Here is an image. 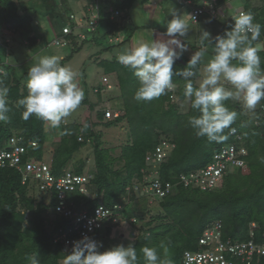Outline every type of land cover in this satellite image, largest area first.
<instances>
[{"label": "trees", "instance_id": "1", "mask_svg": "<svg viewBox=\"0 0 264 264\" xmlns=\"http://www.w3.org/2000/svg\"><path fill=\"white\" fill-rule=\"evenodd\" d=\"M35 1L0 0V29H21L22 34H31L38 13L44 14L53 22V17L63 16L62 5L67 2V0H40L39 3ZM134 1L117 0L113 4L125 10ZM245 1L246 13H251L253 22L261 25V34L256 40L261 41L264 38L262 11L264 0ZM121 16L112 20L107 12L102 13V23L104 20L108 26L109 36L125 29L126 24L125 22L122 24ZM30 38L32 40L34 36ZM81 39L73 40L72 53L69 57L79 52L85 42L90 41L88 37ZM125 41L126 39L117 43ZM107 48L109 47L106 46L105 49ZM2 50L8 52L5 45H0V85L9 89L7 101L10 111L7 113V119L0 121V145L13 134L22 135L25 144L36 141L38 142L35 148L36 158H46L45 154L50 153L53 156V170L59 174L86 141L82 139L79 141L76 135L70 134L71 128H74L73 124L61 123L58 131L62 134L60 144L55 149L47 150L46 144L49 139L46 136L50 130L49 126L35 115L27 120L23 119L24 108L18 106V101L28 94L27 81H24L27 72L23 76H18L9 64L3 63ZM261 54V68L264 69V51ZM100 64L107 66L108 73H116L122 98L116 104V108H113L121 110L122 114L115 119H108V122L116 124L127 119L133 140L122 148L121 159L124 163L120 168L114 166L119 158L114 157L111 149L97 141L96 167L91 170L94 175L91 190L96 193L97 199H91L78 192L73 194V198L77 202L83 201L90 208L98 204L101 196L107 204L121 201L124 197L128 199L121 220L116 223L110 221L106 231L112 233L113 229L125 223L130 224L133 230L138 229V233L133 236L138 264H145L140 251L144 246L156 248L160 257L164 258L161 244L168 248L167 259L170 264H181L182 252L186 249H197L204 229L216 220L223 223L224 238L235 240L249 239L251 223L256 222L257 239H260L264 231V117L262 121L255 117L250 122L236 117L230 128L224 130L226 139L221 142H209L207 137H197L188 124L189 117L199 113L191 108L190 101L184 96L187 81L175 75L178 70L184 69L187 63L183 64L176 60L173 65V83L176 85L174 91L145 102H137L134 99L139 81L131 70L118 62L117 58L102 59ZM194 71L196 76L191 78V82L194 87H198L199 72L197 69ZM103 87L104 85L97 91L101 97ZM83 103L91 102L85 97ZM225 104L230 109L231 104L228 105V101H225ZM261 104H264V100H261ZM105 110L99 113L101 118H105ZM259 116L264 115L259 113ZM232 128H237L246 139L249 151L248 169L233 170L226 176L222 185L213 189L178 184L177 177L182 172L207 165L217 148L232 141L230 134ZM86 133L87 135L89 133L90 137L94 136V131L90 127ZM161 134L172 138L175 147L170 157L158 165V172L162 179L171 180L175 185L169 195L156 199L158 212L149 220H145L146 214L151 212L145 203L149 195L137 196L127 188L136 179H142L141 169L145 166L146 155L154 150ZM84 167L85 164L81 163L73 170L82 173ZM32 190L33 185L30 187L23 184L21 174L15 168L0 169V264H30L28 257L33 255L37 256L40 264H62L65 254L61 245L54 242L53 233L56 226H64L67 221L59 218L49 227L46 223L49 207L43 198L42 201L36 202ZM132 218L136 220L133 221ZM259 264H264V258Z\"/></svg>", "mask_w": 264, "mask_h": 264}, {"label": "clouds", "instance_id": "2", "mask_svg": "<svg viewBox=\"0 0 264 264\" xmlns=\"http://www.w3.org/2000/svg\"><path fill=\"white\" fill-rule=\"evenodd\" d=\"M233 23L222 35L210 39L211 33L202 30L199 43L201 48L195 51L187 66L175 75L187 81L184 96L190 101L191 108L199 115L190 116L188 124L197 137H207L209 142H221L226 139L224 130L230 128L237 113L230 110L225 101H237L244 109L255 110L264 100V69L258 48L253 42L261 34V25L254 23L251 13L240 12L231 16ZM189 24L183 14L177 11L166 23L167 39H153L151 42H139L126 49L117 57L118 62L132 71L139 86L134 94L137 102L152 101L174 91L173 65L180 59L188 46L182 42L186 37ZM206 44L214 45V55L203 67V77L198 87H194L191 78L196 76L197 65L204 59ZM56 56H39L27 73V96L18 101L22 106V118L32 115L52 128H59L64 118L71 115L81 104L83 92L78 87L77 73L70 67L62 66ZM237 61L233 63L232 61ZM230 85L226 88L224 85ZM9 89L0 85V121L7 119L10 111L7 96ZM88 124H83L81 132ZM102 242L83 235L73 242L72 252L63 259V264H138L136 247L123 244L104 251ZM164 251L161 258L157 249L144 246L140 249L145 264H170L168 248L160 245ZM30 264H40L36 255L28 257Z\"/></svg>", "mask_w": 264, "mask_h": 264}, {"label": "built area", "instance_id": "3", "mask_svg": "<svg viewBox=\"0 0 264 264\" xmlns=\"http://www.w3.org/2000/svg\"><path fill=\"white\" fill-rule=\"evenodd\" d=\"M100 0H94V6H88V17L78 15L75 12L69 14V18L74 22V27L66 24L62 27L60 34L56 33L52 41L55 45H67L65 37H68L76 28L88 29L95 32L102 23V12L99 5ZM179 3L191 7L192 20L199 21L203 15H211L222 23H227V19H232V15L240 12L246 13L245 9H240L232 15L219 12L218 3L220 0H176ZM226 11V10H225ZM110 19L115 20L122 15V10L114 4L108 5L106 11ZM234 21H232L233 23ZM35 25H40V20L35 19ZM0 45L7 48L13 41L12 36L1 32ZM80 38L85 39L88 34L85 30L78 32ZM118 40V36L110 37V41ZM109 75L102 77V92L113 89L115 84L109 81ZM96 91H99L96 88ZM260 113L264 115V104L260 106ZM122 114L121 110L106 109L105 118L115 119ZM67 124V119L61 122ZM232 141L217 148L210 162L200 168L182 172L178 177V184L185 187H201L202 189H213L222 185L226 176L235 169L247 170L248 147L244 135L237 129L230 130ZM80 139H83L80 137ZM38 142L31 141L24 143V137L19 134L11 135L8 140L0 145V169L15 168L22 177V183L33 185L35 191H41L48 213L57 218H64L67 226H59L54 230V242L59 243L62 252L71 254L73 242L88 235L98 242H101L103 231L110 221L113 223L121 220L125 202L121 201L107 204L101 196L98 204L93 208L88 207L84 202H77L73 198L75 192L97 199L96 193L91 190V183L94 175L92 172L76 173L73 169L65 168L57 174L53 170L52 160L48 158L37 159L35 148ZM175 147L174 142L168 136L160 138L154 150L146 155L145 166L141 169L142 179L136 180L127 189L136 194H148L153 198H163L169 195L174 187V182L164 180L158 172V165L166 161ZM157 166V167H156ZM53 202L54 205H53ZM135 221V218H132ZM257 223L252 222L250 226V237L247 240H235L224 238L223 223L216 220L209 224L199 238L197 249H186L181 254V264H259L264 258V231L257 239ZM138 233V229L133 230V236Z\"/></svg>", "mask_w": 264, "mask_h": 264}, {"label": "rangeland", "instance_id": "4", "mask_svg": "<svg viewBox=\"0 0 264 264\" xmlns=\"http://www.w3.org/2000/svg\"><path fill=\"white\" fill-rule=\"evenodd\" d=\"M35 1V0H32ZM117 0H100L99 5L102 13H105L108 5L113 2L115 3ZM200 1V0H198ZM197 1V2H198ZM36 3H39L40 0H36ZM139 2H142L140 0ZM163 5H161V9L164 8V16L178 10L179 14H183L185 20L189 24V30L186 37L189 38L192 43L195 44V47L187 48V51L184 52L183 56L180 59H183L188 64V61L191 59L193 55V50L199 51L200 43V32L202 30H207L211 33L210 39L212 43H215V37L217 35H222L216 26L222 28L219 24H224L220 20H217L215 17L211 15H203L199 20V25H195L192 20V10L191 7L179 3L176 0H163ZM245 0H220L218 3L219 12L222 14L226 12L228 15H232L233 11L238 12L240 9L246 7ZM64 6V7H63ZM88 6H94V0H67V2L63 3L62 10L64 11L63 16L61 17H53V22L47 18L44 14L38 13L36 17L40 20V25H34L33 33H31L34 38L31 40V34H22V30H1L0 29V37L1 32L8 34L14 38V41L10 44V47L7 48L8 52L5 50L1 51L2 62L7 63L11 66L12 70L18 76H23L26 72L28 73L29 68L32 64L35 63V58L39 56H56L59 57L60 64L62 66L70 67L73 71H75L77 75V82H80V89L83 92V99L88 97L92 100L91 103H83V99L81 101L80 106L71 113L70 116L66 117L67 122L69 124H73L74 128H71L70 134L76 135L78 140L82 137L83 141H86V144L81 146L73 155L71 161L67 164L66 168L73 169L75 166L80 165L81 163L85 164L84 171L91 172V170L96 167V153H95V145L97 141H100L104 147L111 149V154L114 157H118L114 163L115 168H120L124 160L121 159L122 148L132 142V135L130 131L129 124L127 119L120 121L116 124H109V120L106 118H101L99 113L105 109H113L116 108V104L118 101H121L120 97V87H117L114 91L112 89L104 91L102 97L100 96V92L96 91V88H101L103 86L102 76L105 74H110L106 71V67L103 64H100L98 59H111L116 56L118 57L117 51H119L118 43H111L109 35L107 33L106 24L103 20V23L100 24L99 28L95 31H88V29L76 28L74 30V34L69 37H65L67 41V45H55L52 43L54 36L56 33L60 34L62 31V27L66 24H70L74 27V22L69 18V14L71 12H75L78 15H84L88 17ZM226 10V11H225ZM264 11V9L262 10ZM261 11V12H262ZM169 20V19H168ZM167 20V21H168ZM163 21V19L161 20ZM160 21V22H161ZM227 23H225L224 32L229 27L232 22V19L228 18ZM198 22V21H197ZM167 23V22H166ZM166 23H162V27L165 28L166 31ZM224 26V25H223ZM81 30H85L88 34V38L90 41L85 42L83 48L74 53L72 57H69L72 53V43L74 39L82 40L78 36V32ZM26 37H29L27 39ZM97 37L101 44H97V42L91 41L93 38ZM27 39V40H26ZM198 40V41H197ZM113 46H112V45ZM111 45V46H110ZM212 45V44H210ZM253 45L258 48V55L262 58L261 52L264 51V38L261 41L253 42ZM101 46H107V49H101ZM214 47V45H212ZM112 48V49H111ZM122 50H126L125 47ZM194 50V51H195ZM102 53H98L101 52ZM214 53H210L209 51H205L204 59L201 61V77L198 78V84L201 82L203 77V67L206 62L212 58ZM179 61V60H178ZM233 63H237V61H232ZM28 77L24 78L26 82ZM112 85L114 82L109 80ZM226 88H230V85L225 84ZM114 89V88H113ZM94 103V104H92ZM231 104L230 109L237 113L236 117H239L241 120H245L250 122L251 119L257 117V119L262 121V117L259 116L261 101L257 104L255 110L249 111L244 109L241 106L240 102L237 101H228V105ZM185 104L182 106L184 107ZM106 112V110H105ZM257 114V115H256ZM112 120V119H111ZM83 124H88L89 127L94 131V136L90 137L89 133L87 135L86 131L81 132ZM61 125V124H60ZM60 128V126H59ZM59 128H52L49 126V131L47 132L46 138L47 140L46 148L47 150L55 149L60 144V136H62ZM58 129V130H57ZM165 136L161 134L160 138ZM172 139V138H171ZM46 153V152H45ZM46 158L52 160L53 156L50 153H46ZM157 167V166H156ZM137 180V179H136ZM35 193L36 202L42 201L43 193L41 191L32 190ZM137 196H139L137 194ZM146 205L150 208L151 212L146 214L145 220H149L152 215H154L157 211L156 206L158 205V201L156 198L152 196L146 197ZM83 202V201H81ZM135 202V200H134ZM55 202H53L54 205ZM141 205V204H140ZM130 206H128L129 208ZM126 211L128 210L125 208ZM47 224L51 227L54 222V216L50 213H46ZM59 219V218H57ZM56 219V220H57ZM61 219V218H60ZM54 225V224H53ZM64 226H67L64 224ZM59 226H56L54 230H56ZM135 237V236H134ZM133 237V228H131L130 224H120V226L113 229L112 233H107V231H103L101 242L103 247L100 249L104 251L108 248L123 244L124 246H128L130 243H134ZM63 264V260H62Z\"/></svg>", "mask_w": 264, "mask_h": 264}, {"label": "crops", "instance_id": "5", "mask_svg": "<svg viewBox=\"0 0 264 264\" xmlns=\"http://www.w3.org/2000/svg\"><path fill=\"white\" fill-rule=\"evenodd\" d=\"M140 0H135L130 7L122 10V24L123 22H125L126 27L125 29L121 30L120 32L114 34V35H110L109 38L111 36L117 37L118 36V40H115L114 42H121L122 40L126 39L125 42L119 44V51H117V53H122L124 50H122V48L125 47V49H130L134 44H137L141 41L143 42H151L153 39H167L166 36H163V33H165V28L162 27V23H166L167 20L171 19L172 16L169 14H167L166 16H164V8L161 9V5H163V0H142V2H139ZM116 6V5H115ZM118 7V6H116ZM178 12V10H176ZM163 19V21H161ZM201 20V19H200ZM200 20L198 22H193L195 23L196 27L197 25H199ZM161 21V22H160ZM221 25L222 28H219L218 26H216V28H218V31L223 34L224 33V27L222 24ZM106 29L108 30V26L106 25ZM201 33V32H200ZM199 33V34H200ZM131 34V36L129 35ZM182 42H184L187 46L189 47H195V44L192 43L193 41H191V39L189 38H182L181 39ZM94 43L97 42V44H101V42L98 40L97 37L93 38L92 40ZM198 41V40H197ZM112 42V43H114ZM102 45V44H101ZM106 46H101V49H105ZM206 51H209L210 53H214V47L210 44H206ZM200 47L198 48L200 50ZM112 49V48H111ZM195 50V49H194ZM193 50V54L194 51ZM98 53H102L98 52ZM114 58H117L116 56ZM113 58V59H114ZM102 59H98V61L100 62ZM107 60H111V59H107ZM201 66L202 64H198L196 69L199 71H201ZM194 69V70H196ZM105 75H109V79L114 82L115 87L114 89H112L113 91L115 89H117L118 87V79H117V75L115 72H111L110 74H105ZM104 76V75H103ZM102 76V77H103ZM101 77V78H102ZM199 77H201V73L199 72ZM198 77V78H199ZM78 83V82H77ZM198 84V81H197ZM199 85V84H198ZM80 82L78 83V87L80 88ZM90 102H92L91 99H89Z\"/></svg>", "mask_w": 264, "mask_h": 264}, {"label": "water", "instance_id": "6", "mask_svg": "<svg viewBox=\"0 0 264 264\" xmlns=\"http://www.w3.org/2000/svg\"><path fill=\"white\" fill-rule=\"evenodd\" d=\"M181 63L185 62L183 59H178Z\"/></svg>", "mask_w": 264, "mask_h": 264}]
</instances>
